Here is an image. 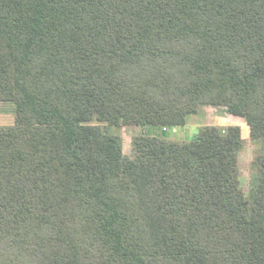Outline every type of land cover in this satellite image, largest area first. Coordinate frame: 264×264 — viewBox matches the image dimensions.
<instances>
[{
  "label": "trees",
  "instance_id": "trees-1",
  "mask_svg": "<svg viewBox=\"0 0 264 264\" xmlns=\"http://www.w3.org/2000/svg\"><path fill=\"white\" fill-rule=\"evenodd\" d=\"M0 264H264V0H0ZM97 122L98 125L93 123Z\"/></svg>",
  "mask_w": 264,
  "mask_h": 264
},
{
  "label": "rangeland",
  "instance_id": "rangeland-1",
  "mask_svg": "<svg viewBox=\"0 0 264 264\" xmlns=\"http://www.w3.org/2000/svg\"><path fill=\"white\" fill-rule=\"evenodd\" d=\"M16 106L14 103L0 102V126L15 124ZM98 125L97 122L93 123ZM218 127L222 130L230 126H240L244 149L239 156L241 186L245 193L249 192V180L254 172L252 164L257 155L263 153L264 142H254L250 137L249 128L244 119L231 115L225 107H204L198 115L190 116L185 127L168 128L145 126L143 128H109L111 134L121 137L123 152L126 158L134 159L136 155L134 138L136 136L155 137L166 141L187 143L193 141L199 129L203 127Z\"/></svg>",
  "mask_w": 264,
  "mask_h": 264
}]
</instances>
